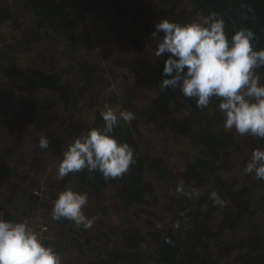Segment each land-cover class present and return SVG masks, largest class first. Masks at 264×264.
<instances>
[{"label":"trees","instance_id":"16d2710c","mask_svg":"<svg viewBox=\"0 0 264 264\" xmlns=\"http://www.w3.org/2000/svg\"><path fill=\"white\" fill-rule=\"evenodd\" d=\"M183 1L161 2L177 10ZM188 1L191 8L182 14L183 25L203 23L216 13L225 20L229 39L249 28L256 36L255 48L264 49V0ZM27 12L33 18L30 25L22 19ZM108 17L102 0L0 3V27L7 29L0 35V219L23 222L39 206L47 208L38 197L37 179L24 192L31 169L44 173L46 164L55 163L56 170L76 138L104 126L105 105L95 102V95L113 66L106 69L80 54L94 50L90 32L100 23L107 24L112 40L123 38L126 29L112 31ZM140 32L154 36L150 27ZM170 55L157 60L161 83L171 78L163 75ZM120 98V104L116 99L106 104L136 115L131 124L121 120L114 132L119 142L134 149L135 163L122 178L105 180L98 170L85 169L60 179L56 185L61 192L70 187L88 194L84 210L95 222L85 229L67 219H52L53 234L44 244L61 254L62 264L71 251L85 264H264V180L244 173L253 151L264 150V139L226 132L219 100L213 98L201 111L179 87L161 91L151 77L127 82ZM181 108L189 112L186 118H166ZM147 120L157 129L167 127L162 133L176 145L171 151L181 163L170 164L167 157L140 149L134 131ZM41 136L49 140L47 149L39 146ZM27 148L39 156L16 161L15 154ZM181 179L186 192L195 188L199 195L177 193ZM213 191L226 206L214 205ZM58 196L51 194L53 206ZM110 215L117 221L112 228L107 225ZM177 221L179 228L174 227Z\"/></svg>","mask_w":264,"mask_h":264},{"label":"clouds","instance_id":"9594fccd","mask_svg":"<svg viewBox=\"0 0 264 264\" xmlns=\"http://www.w3.org/2000/svg\"><path fill=\"white\" fill-rule=\"evenodd\" d=\"M155 29L156 33H164L162 41L157 37L155 56L171 54L163 69V75L171 78L163 79L160 90L179 87L185 98L195 99L196 107L201 111L215 98L220 101L226 132L235 129L240 136L264 139V83L258 74L264 67V49L255 48V33L242 28L229 39L225 31L226 22L216 13L203 23L187 25L163 19L155 24ZM104 109L101 112L104 126L92 128L64 151L58 166L59 179L85 169L98 170L105 180L122 178L135 163L134 149L127 142H119L114 132L121 120L131 124L136 115L123 110L117 113L107 104ZM39 146L47 149L49 140L41 136ZM244 173H255L257 180H264V150L253 151ZM176 192L187 196L199 195L195 188L186 192L182 179ZM210 199L214 205L226 206L216 191L210 194ZM88 202L87 193L66 188L54 201L52 219H67L77 227L91 228L95 217L89 218L85 214ZM179 226L177 221L174 227ZM157 227L161 225L157 224ZM0 264H62V256L44 244L41 234L29 226L27 220L12 222L0 219Z\"/></svg>","mask_w":264,"mask_h":264},{"label":"rangeland","instance_id":"374dc122","mask_svg":"<svg viewBox=\"0 0 264 264\" xmlns=\"http://www.w3.org/2000/svg\"><path fill=\"white\" fill-rule=\"evenodd\" d=\"M9 1V0H0V3ZM162 0H152V3H147L148 0H102L103 5L105 6L109 17L107 21H110V27L112 31L117 32L119 29H126L122 31L123 38L118 42L112 40L109 33L105 29L107 27L106 23H100L95 28L97 31H91V43L94 50L90 55L82 52L81 58L95 59L104 64L107 69L109 66H113V70L106 74L104 77V86L100 90L99 94L95 95L97 98L95 102L99 103H110L107 100L116 99L120 104L121 97L125 91L126 83L129 81L132 82H143L144 77H151L153 79V84L155 86L161 85V73L157 70V60L160 57L155 56V52L158 50V39L155 36L142 34L140 31H144V27H150L151 32L156 33L155 24L161 22L163 19H169L170 21L176 22L180 25H183L181 20L182 14L185 11H189L191 8L190 2L188 0L183 1V8L173 10L170 6L167 7L166 4L161 2ZM140 11L138 12V8ZM22 19H26L27 24H31L33 21L31 12L24 14ZM7 29L0 27V35L2 32ZM101 34V36L99 35ZM158 36H164L163 32L156 33ZM3 36V35H1ZM159 39V41H162ZM121 61H115V60ZM122 64H125L123 67ZM261 76V82L264 83V69L261 68L258 73ZM135 79V80H134ZM143 92L140 93V96ZM139 96V97H140ZM0 102L2 103V97L0 96ZM114 111L119 112V108L116 106ZM189 115V112L181 108L179 112L175 113L170 111L169 116L166 118H178L182 117L183 119ZM139 131L135 132V139L137 140L139 147L143 151H151L157 155L167 157L171 164V160L180 162L179 156H176L175 153L171 151L173 145L172 142H167L165 139L166 132L168 131L167 127L157 129L149 120L145 121L143 124L140 123L138 126ZM235 132V129L232 131ZM142 133V134H140ZM237 134V133H236ZM238 135V134H237ZM239 138L246 137L238 135ZM179 147V146H178ZM24 152L18 155L15 159L16 161H26L32 156H39L37 150H31L29 148L25 149ZM41 151V150H40ZM27 154V155H26ZM13 155V156H15ZM23 164H21L22 166ZM29 169L28 167H26ZM19 175V174H18ZM21 177V175H19ZM24 176V175H23ZM150 177V176H149ZM25 182V190L29 188V182L32 179L38 180L40 200L42 204L47 206V208L37 209L33 216L25 217L28 220L31 227L35 229L38 225H46L49 227V233L47 234V241L52 236V209L53 203L51 201V194L61 192L56 185L60 182L58 178V168L55 170L54 164H46L44 173H40L39 169L33 168L29 172V177H27ZM112 194L116 193V188H112ZM110 193V192H109ZM37 195V194H36ZM109 205H112L111 200H107ZM116 219L114 216H109L107 225L112 228L116 224ZM66 264H85V260L82 256L78 255L76 251H71L66 254Z\"/></svg>","mask_w":264,"mask_h":264},{"label":"built area","instance_id":"2783aa9c","mask_svg":"<svg viewBox=\"0 0 264 264\" xmlns=\"http://www.w3.org/2000/svg\"><path fill=\"white\" fill-rule=\"evenodd\" d=\"M34 230L41 234V238L43 239V242L45 243L47 241V234L49 233V227L43 224V225H38Z\"/></svg>","mask_w":264,"mask_h":264}]
</instances>
